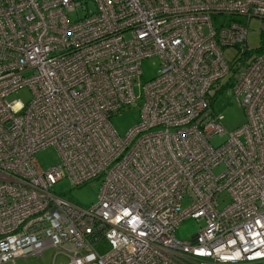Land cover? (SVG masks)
I'll return each mask as SVG.
<instances>
[{"label": "built area", "instance_id": "1", "mask_svg": "<svg viewBox=\"0 0 264 264\" xmlns=\"http://www.w3.org/2000/svg\"><path fill=\"white\" fill-rule=\"evenodd\" d=\"M232 72L247 122L227 131L212 101ZM133 105L119 135L110 117ZM49 146L60 162L43 169ZM62 170L99 180L97 201L55 192ZM188 216L205 224L182 241ZM48 247L67 264H264V0H0V263Z\"/></svg>", "mask_w": 264, "mask_h": 264}, {"label": "rangeland", "instance_id": "2", "mask_svg": "<svg viewBox=\"0 0 264 264\" xmlns=\"http://www.w3.org/2000/svg\"><path fill=\"white\" fill-rule=\"evenodd\" d=\"M92 8V4H89ZM262 20L260 18H252L249 22V32L247 34V45L249 49L258 50L262 47ZM238 50L234 46L223 48L224 57L231 61L235 59ZM160 66V59L157 56L146 58L142 61L141 72L142 80L147 81L157 75ZM235 74L229 73L222 79L220 84L222 88L215 94L212 101L214 111L222 116V124L227 131H232L243 126L247 122V114L244 108L238 104L237 99L232 90V78ZM31 97L28 89L19 90L12 95V98H18L23 101H28ZM141 118L140 106H127L110 117V123L115 128L119 135H124L132 126L139 122ZM224 136H217L211 140L213 144L221 143ZM38 164L47 169L60 162L59 155L56 149L52 146L43 148L35 154ZM224 169V164H221L213 169L215 174L220 173ZM63 178L53 184L52 189L65 196L66 198L82 205H92L97 201V193L100 186L99 180H90L89 182L74 187L70 178L64 175ZM66 174V173H65ZM224 201L220 200L219 207L222 208L228 202V196L224 194ZM190 201L186 198L182 201V206L189 205ZM205 224L204 219H196L192 216L184 218L179 225L174 229L176 238L182 241H190L191 237L199 231ZM108 243L103 239L96 245V251L99 254H104L109 250ZM16 264H67L69 263V254L65 251H56L53 247L46 248L39 256L25 257L16 259ZM9 263V262H7Z\"/></svg>", "mask_w": 264, "mask_h": 264}, {"label": "crops", "instance_id": "3", "mask_svg": "<svg viewBox=\"0 0 264 264\" xmlns=\"http://www.w3.org/2000/svg\"><path fill=\"white\" fill-rule=\"evenodd\" d=\"M32 256H34V255H30V256H27V257H32ZM22 258H25V257H22ZM22 258H18V259H22ZM0 264H12V263H0ZM14 264H16V262Z\"/></svg>", "mask_w": 264, "mask_h": 264}]
</instances>
